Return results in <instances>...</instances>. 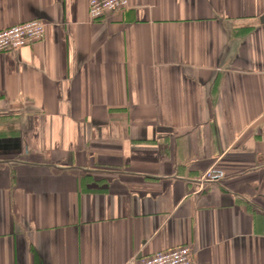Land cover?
<instances>
[{
	"label": "crops",
	"instance_id": "obj_1",
	"mask_svg": "<svg viewBox=\"0 0 264 264\" xmlns=\"http://www.w3.org/2000/svg\"><path fill=\"white\" fill-rule=\"evenodd\" d=\"M89 1L0 0V264H264V0Z\"/></svg>",
	"mask_w": 264,
	"mask_h": 264
},
{
	"label": "built area",
	"instance_id": "obj_2",
	"mask_svg": "<svg viewBox=\"0 0 264 264\" xmlns=\"http://www.w3.org/2000/svg\"><path fill=\"white\" fill-rule=\"evenodd\" d=\"M129 9V0H90L89 17L96 21L119 10ZM46 23L30 20L0 30V53L18 51L23 47L44 39ZM225 172L211 168L197 180L199 185L220 183L225 179ZM129 264H193L192 250L188 246L157 252L150 257L134 259Z\"/></svg>",
	"mask_w": 264,
	"mask_h": 264
}]
</instances>
